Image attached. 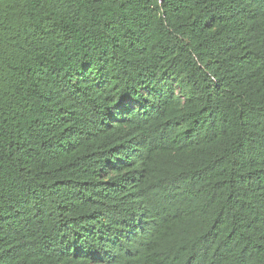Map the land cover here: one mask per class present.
<instances>
[{
	"label": "trees",
	"instance_id": "16d2710c",
	"mask_svg": "<svg viewBox=\"0 0 264 264\" xmlns=\"http://www.w3.org/2000/svg\"><path fill=\"white\" fill-rule=\"evenodd\" d=\"M0 264H264V0H0Z\"/></svg>",
	"mask_w": 264,
	"mask_h": 264
}]
</instances>
